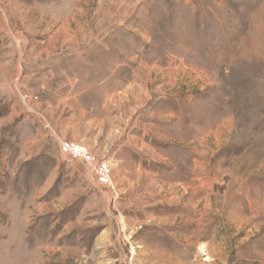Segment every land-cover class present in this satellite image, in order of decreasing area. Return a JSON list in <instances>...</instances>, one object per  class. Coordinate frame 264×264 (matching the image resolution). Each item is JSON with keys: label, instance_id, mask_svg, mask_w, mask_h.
<instances>
[{"label": "rangeland", "instance_id": "374dc122", "mask_svg": "<svg viewBox=\"0 0 264 264\" xmlns=\"http://www.w3.org/2000/svg\"><path fill=\"white\" fill-rule=\"evenodd\" d=\"M1 60L0 264H264V0H0ZM28 126L39 174L46 130L111 188L99 150L125 145L136 198L112 191L96 229L34 224L3 164Z\"/></svg>", "mask_w": 264, "mask_h": 264}, {"label": "crops", "instance_id": "0c3cea01", "mask_svg": "<svg viewBox=\"0 0 264 264\" xmlns=\"http://www.w3.org/2000/svg\"><path fill=\"white\" fill-rule=\"evenodd\" d=\"M12 64L13 62L10 63L9 60L0 61V98L7 96L8 92L6 90L11 78L9 76H12V74L10 75V66ZM8 122H10V117H0V134H3V132L5 135L7 134L8 130H4V127L7 128ZM28 127L26 132L24 131L25 133L21 135V139L17 136V143L15 146L13 145L15 150L13 152H10L9 148L5 150L6 155L4 154V158L6 161L3 164H7V170L13 182L21 183L25 188L26 186L35 187L32 191H28L27 195L25 193L18 195L16 200L17 208H21L20 211L22 213L25 214L27 211L34 212L32 221L34 224L38 222L40 226L41 222L49 219L52 226L53 224L63 225L65 230L62 234L67 229L81 225L82 222L86 228L96 229L100 224L98 220L99 209L104 211V208H106L109 214L111 213L109 204L112 198V191H118L124 197L123 199L128 201L126 203L128 205L133 202V198H136L134 191H138L139 181L141 180L138 174H141V168L133 167L132 164L137 162L132 159L131 154H128L130 149L127 150L125 145L109 150L106 148L99 150L100 155L113 162L114 187L111 188L109 185H100L93 172L86 166L75 161L65 160L61 156L59 151L61 141H78L73 139V137L70 138L72 136L70 133L62 137L50 134L46 130L44 135L48 140H44L45 143L42 146L56 149L54 155L56 164L59 165L55 166V168L53 165H49L43 173H36L37 168L40 167L37 164H41L42 161L41 159H33L35 158L34 155H40V153L46 155L47 149L46 151L37 152V149L40 148L39 145H41L39 144L41 138L43 139V136L41 137L42 131L38 126L36 129H32L31 126ZM13 156L15 157L14 161H9ZM32 160L36 162L30 165ZM62 168L64 176L62 181L58 182L59 175H56V171L59 174ZM43 174L45 175V180L41 183L38 180V176ZM150 181H152L151 178ZM110 215L114 217L112 213Z\"/></svg>", "mask_w": 264, "mask_h": 264}, {"label": "built area", "instance_id": "2783aa9c", "mask_svg": "<svg viewBox=\"0 0 264 264\" xmlns=\"http://www.w3.org/2000/svg\"><path fill=\"white\" fill-rule=\"evenodd\" d=\"M59 151L65 160L75 161L86 166L94 175L100 174L97 179L99 182L103 183V185L110 184V169L107 163H99L95 156L89 153L84 144L75 141H61L59 144Z\"/></svg>", "mask_w": 264, "mask_h": 264}]
</instances>
